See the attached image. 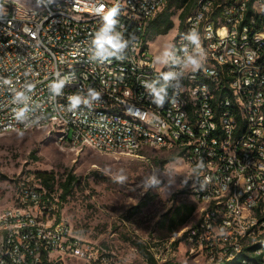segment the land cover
<instances>
[{
	"label": "built area",
	"instance_id": "1",
	"mask_svg": "<svg viewBox=\"0 0 264 264\" xmlns=\"http://www.w3.org/2000/svg\"><path fill=\"white\" fill-rule=\"evenodd\" d=\"M32 1L0 0V135L44 127L75 152L172 149L198 205L186 250L264 264V0H195L160 65L145 30L168 0ZM106 27L119 49L97 48ZM60 204L17 180L0 209V264H114Z\"/></svg>",
	"mask_w": 264,
	"mask_h": 264
},
{
	"label": "rangeland",
	"instance_id": "2",
	"mask_svg": "<svg viewBox=\"0 0 264 264\" xmlns=\"http://www.w3.org/2000/svg\"><path fill=\"white\" fill-rule=\"evenodd\" d=\"M15 1L36 7L32 0ZM177 16L174 11L173 25H179ZM173 34L170 29L144 46L157 65L163 63ZM175 153L160 147H144L135 154L90 148L75 152L44 127L1 134L0 209L11 203L17 180H34L38 171L51 172L58 194V184L71 173L78 182L60 204V215L76 236L109 246L114 264H149L133 242L143 244L156 264H206L185 247L183 232L199 213L189 197L185 161L177 158L162 163ZM182 204H194L195 210L171 234L167 219Z\"/></svg>",
	"mask_w": 264,
	"mask_h": 264
},
{
	"label": "trees",
	"instance_id": "3",
	"mask_svg": "<svg viewBox=\"0 0 264 264\" xmlns=\"http://www.w3.org/2000/svg\"><path fill=\"white\" fill-rule=\"evenodd\" d=\"M195 0H168L166 5L155 14V16L148 22L146 26V37L148 40H153L157 35L167 33L173 27V21L171 16L174 11H178L179 27H181L185 16L193 8ZM33 153V152H32ZM33 155V154H31ZM180 157V153H175L167 158H165L162 163L165 164L169 161H174ZM35 159V157H33ZM36 179L39 181L42 187L47 189L49 192L55 191V177L51 172L38 171L35 173ZM77 178L71 174L67 173L64 180L58 184L60 193H58V199L62 203L66 197L71 193V189L75 183H77ZM146 201L141 202L140 205H145ZM195 210L194 204L184 205L176 208L174 214H172L168 219V230L172 234L175 232L176 228L185 225L188 222L191 214ZM184 235V232H183ZM177 241L174 242V244ZM135 247L144 256L145 260L149 264H156L151 253L146 251L143 244L139 242H133ZM229 264H233L232 262Z\"/></svg>",
	"mask_w": 264,
	"mask_h": 264
},
{
	"label": "clouds",
	"instance_id": "4",
	"mask_svg": "<svg viewBox=\"0 0 264 264\" xmlns=\"http://www.w3.org/2000/svg\"><path fill=\"white\" fill-rule=\"evenodd\" d=\"M110 32H111V29L106 27L103 30V33L95 41L97 48L101 52L107 50L108 48L119 49L121 47V43H120L119 39L117 37L111 35ZM191 39L195 42L196 41V36L193 35L191 37ZM61 86H62V83H57V84L54 85L56 90H59V88Z\"/></svg>",
	"mask_w": 264,
	"mask_h": 264
},
{
	"label": "crops",
	"instance_id": "5",
	"mask_svg": "<svg viewBox=\"0 0 264 264\" xmlns=\"http://www.w3.org/2000/svg\"><path fill=\"white\" fill-rule=\"evenodd\" d=\"M176 27H177V24H174L173 27L171 28L172 30H174V34H175V31H176ZM174 34H173V35H174ZM173 35H172V37H171V39H170V41H169V43H168V47H167L166 54H167V52H168L169 45H170V43H171V40H172V38H173ZM155 38H156V37H155ZM155 38H154L153 40H155ZM151 41H152V40H151ZM148 42H150V40H148ZM148 42H147V43H148ZM166 54H165V55H166Z\"/></svg>",
	"mask_w": 264,
	"mask_h": 264
}]
</instances>
